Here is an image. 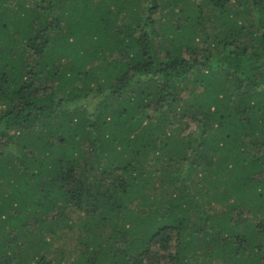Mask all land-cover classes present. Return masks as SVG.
Segmentation results:
<instances>
[{"label": "trees", "instance_id": "1", "mask_svg": "<svg viewBox=\"0 0 264 264\" xmlns=\"http://www.w3.org/2000/svg\"><path fill=\"white\" fill-rule=\"evenodd\" d=\"M0 144V264H264V0H0Z\"/></svg>", "mask_w": 264, "mask_h": 264}, {"label": "rangeland", "instance_id": "2", "mask_svg": "<svg viewBox=\"0 0 264 264\" xmlns=\"http://www.w3.org/2000/svg\"><path fill=\"white\" fill-rule=\"evenodd\" d=\"M232 5L236 6L237 3H234ZM170 15L171 14H169L167 11L162 12V17H161L162 21L166 22L169 19ZM206 23H207L206 24V31H207V33H209L211 35V37L209 35V39H211L213 37L215 31L213 29H211V27H212V23L211 22H206ZM186 122H187V119L182 121V122H178L177 121V123H179L182 126V128L185 129L186 132H192V131L197 132L198 131L197 122L192 121V120L189 122V124L186 123ZM0 148H4V146H2L0 144ZM183 170H184L183 173L185 175H190V177H193L194 175H196L195 171L190 174V172L186 168H184ZM212 195H213V193L209 189V187L204 189L202 191L201 195L200 194H196L195 189H191V191L189 192V198L187 200L188 201H194L193 198H192V197H194L195 199L196 198L199 199V201H209V199L212 197ZM197 196H199L200 198H198ZM214 196H215L216 200H213V201H220L221 200L220 196H218L216 194H214ZM232 198L235 200L234 196H232ZM233 199L232 200H221V201H233ZM133 203H134V201L131 204H129V205L127 203L126 204L124 203L126 205V210H124L123 215L125 214L126 211H130V208H133V205H132ZM214 205H215V203H214ZM166 207L171 208L172 205L166 204ZM203 209H204V212H203ZM133 210L136 211V212H140V211H142V207H136V209H133ZM165 211L166 210H164V212ZM83 212H85V211H83ZM192 212L193 213H195V212L198 213L197 215L200 218L205 219L206 218V212H209V211L207 209L206 204L205 205L203 204V206L200 207L199 211H197V210H195L193 208L189 210V214L192 213ZM67 214H68L69 219H70V221L68 222V227H69V225L71 223L74 224V226L71 227L70 229L65 230L64 231L65 235H61V234L59 235V236L62 237L60 239V241L55 238V236H57V235L56 234L53 235L52 231L51 232H47V231H49L48 227L45 228L44 226H42V227L39 226V223L36 224L35 218H33L31 216L26 221L25 229L22 232H18L17 230H10L9 232L11 234L19 233L21 235H23V234H25L27 232L45 233L46 236H47L46 240L52 242V246L53 247H57L58 246V247H62L63 249H66L68 251V253L71 254V257L74 258V254L75 253L77 254V252H79V248H75L74 246L76 245V241L72 240V239H70L68 237H71V236H75L76 237L79 233L82 232V229L80 228V226H78V224L82 220H84L86 217L84 215V217H82V219H79V217L81 215H83V213L82 212H74V211H72L70 209H68V213ZM95 216H99L97 212L95 213ZM87 218H88V215H87ZM30 219H31V221H29ZM42 220L44 221V220H47V219L44 216V218ZM38 226H39V228H38ZM34 237H36V235Z\"/></svg>", "mask_w": 264, "mask_h": 264}]
</instances>
